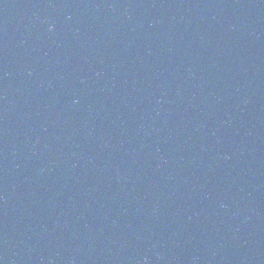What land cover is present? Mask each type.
Listing matches in <instances>:
<instances>
[{"label": "water", "instance_id": "1", "mask_svg": "<svg viewBox=\"0 0 264 264\" xmlns=\"http://www.w3.org/2000/svg\"><path fill=\"white\" fill-rule=\"evenodd\" d=\"M0 264H264V88H189L59 0H0Z\"/></svg>", "mask_w": 264, "mask_h": 264}]
</instances>
